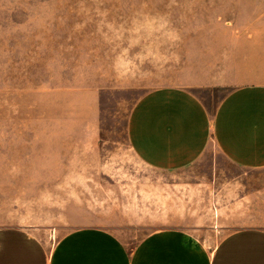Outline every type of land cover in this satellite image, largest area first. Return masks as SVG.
Segmentation results:
<instances>
[{
    "label": "rangeland",
    "instance_id": "obj_1",
    "mask_svg": "<svg viewBox=\"0 0 264 264\" xmlns=\"http://www.w3.org/2000/svg\"><path fill=\"white\" fill-rule=\"evenodd\" d=\"M249 83H264V0H0V228L54 243L92 225L133 246L262 203L264 171L214 146L161 172L128 137L146 95L183 89L214 111Z\"/></svg>",
    "mask_w": 264,
    "mask_h": 264
},
{
    "label": "crops",
    "instance_id": "obj_2",
    "mask_svg": "<svg viewBox=\"0 0 264 264\" xmlns=\"http://www.w3.org/2000/svg\"><path fill=\"white\" fill-rule=\"evenodd\" d=\"M128 137L156 171L187 169L214 146L232 166L262 172L264 83L237 86L214 111L187 90L153 92L133 109ZM215 212L209 226L157 230L133 246L92 225L54 243L48 230L0 228V264H264V201L244 195Z\"/></svg>",
    "mask_w": 264,
    "mask_h": 264
}]
</instances>
